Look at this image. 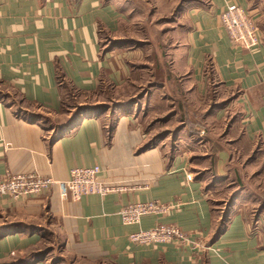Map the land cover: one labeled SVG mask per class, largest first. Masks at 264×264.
Instances as JSON below:
<instances>
[{
  "label": "crops",
  "instance_id": "crops-1",
  "mask_svg": "<svg viewBox=\"0 0 264 264\" xmlns=\"http://www.w3.org/2000/svg\"><path fill=\"white\" fill-rule=\"evenodd\" d=\"M232 3L259 45L231 42ZM94 164L124 189L0 196V264H264V0H0V179ZM157 223L192 242L129 240Z\"/></svg>",
  "mask_w": 264,
  "mask_h": 264
},
{
  "label": "built area",
  "instance_id": "built-area-1",
  "mask_svg": "<svg viewBox=\"0 0 264 264\" xmlns=\"http://www.w3.org/2000/svg\"><path fill=\"white\" fill-rule=\"evenodd\" d=\"M220 22L233 44L242 48H251L261 43L260 29L249 11L239 4H229L220 13ZM101 168L91 166L72 167L68 178L57 180L51 176L39 174H6L0 179V196L13 200L26 199L36 196L52 185H57L63 197L78 200L85 194L96 193L106 195L124 189L104 181L100 176ZM191 179V174H187ZM170 206L157 199L128 202L120 207L118 214L124 224H138L146 214L165 213ZM129 240L137 244L166 243L179 241L187 244L192 242L190 237L177 226L157 223L154 226L128 234Z\"/></svg>",
  "mask_w": 264,
  "mask_h": 264
},
{
  "label": "rangeland",
  "instance_id": "rangeland-1",
  "mask_svg": "<svg viewBox=\"0 0 264 264\" xmlns=\"http://www.w3.org/2000/svg\"><path fill=\"white\" fill-rule=\"evenodd\" d=\"M144 58H140V62H143V63H145V64H147L148 65V61L147 60H143ZM139 63V62H138ZM156 63V62H155ZM160 63H162V62H160ZM149 64H151V62L149 63ZM147 87V84L146 83H144L142 86H141V88L139 89H137V90H135V89H133V90H135V92L137 93L138 91L141 93V92H143V91H147V89H148V87H149V85H148V87ZM132 90V91H133ZM129 91H131V89H129ZM143 93H145V92H143ZM139 98V97H138ZM147 98H148V96H147ZM143 98H140V100H142ZM142 108V111H143V107H141ZM141 111V112H142ZM152 118V116H150V117H148L147 119H151ZM162 120V118L160 119V121ZM155 122H157V123H159V119L158 120H154V121H152V123H155ZM163 123V122H162ZM162 123H161V125L160 126H162ZM143 124H145V125H147L148 124V120H146L145 122H143ZM176 124V123H175ZM173 125V124H172ZM174 127V126H173ZM172 127V128H173ZM157 133H160V135H162V134H164V132L165 131H156ZM259 152H255V155H258L257 157H259V158H261V160L263 161V158H262V156H259V154H258ZM223 198H224V200L223 201H221V202H217V204H218V206H222V207H225V205H226V202L228 201V199L230 198V195H229V193H228V191L227 190H225L224 192H222L221 194H220Z\"/></svg>",
  "mask_w": 264,
  "mask_h": 264
},
{
  "label": "trees",
  "instance_id": "trees-1",
  "mask_svg": "<svg viewBox=\"0 0 264 264\" xmlns=\"http://www.w3.org/2000/svg\"><path fill=\"white\" fill-rule=\"evenodd\" d=\"M85 107H81V108H79L76 112H75V114L73 115V117L70 119V120H75L76 118H77V116L80 114V113H84V112H86L87 110H89V109H84ZM226 220H227V217H226V215L225 216H223L222 218H221V220L219 221V223H218V227H217V232L218 231H221L222 230V228H224L225 227V222H226Z\"/></svg>",
  "mask_w": 264,
  "mask_h": 264
}]
</instances>
